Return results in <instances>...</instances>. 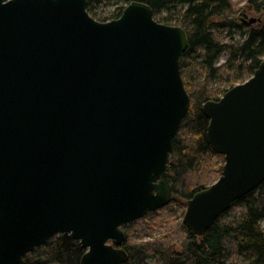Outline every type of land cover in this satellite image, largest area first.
<instances>
[{"label":"water","instance_id":"water-1","mask_svg":"<svg viewBox=\"0 0 264 264\" xmlns=\"http://www.w3.org/2000/svg\"><path fill=\"white\" fill-rule=\"evenodd\" d=\"M188 47L144 3L100 22L88 0H0V264L60 235L86 250L80 264L128 262L122 228L172 201ZM202 111L225 163L187 203L198 237L264 182V61Z\"/></svg>","mask_w":264,"mask_h":264},{"label":"trees","instance_id":"trees-1","mask_svg":"<svg viewBox=\"0 0 264 264\" xmlns=\"http://www.w3.org/2000/svg\"><path fill=\"white\" fill-rule=\"evenodd\" d=\"M108 1L88 0V12L96 19L93 11ZM118 1L127 6L133 2L144 3L152 8L154 15L179 9L176 26L183 28L189 37V47L181 58L180 67L191 105L174 140L169 162L172 201L161 209H169L172 215L184 218L188 201L208 188L207 171L217 169L221 175L223 171V165L218 168L216 162L224 157L216 154L207 142L209 119L202 108L209 101H219L238 85L237 80L241 84L254 75L263 62L264 29L251 31L240 45L221 43L215 33L217 25L243 26L240 19L229 17L233 6L231 0ZM248 3L252 11L263 12L264 0H248ZM126 7L119 9L112 19L120 18ZM166 25L172 26L168 22ZM223 54L229 57L219 64ZM235 209L244 210L242 218L233 223L219 218L203 237L191 233L184 222L179 241L171 240L174 235L168 234L169 237L156 241L131 244L127 232L122 246L128 254L126 264H147L151 258L159 264H227L236 255L251 257V264H264V229L260 226L264 218V182L254 192L236 201L232 206V210ZM85 254L79 241L69 235H60L25 256V264H80Z\"/></svg>","mask_w":264,"mask_h":264},{"label":"rangeland","instance_id":"rangeland-1","mask_svg":"<svg viewBox=\"0 0 264 264\" xmlns=\"http://www.w3.org/2000/svg\"><path fill=\"white\" fill-rule=\"evenodd\" d=\"M232 1V9L229 13V17L233 19H240L242 21L243 26L238 28H230L229 26L222 27L217 25L215 27V33L217 38L221 41V43H230L234 45H240L244 43L247 36L250 34L251 31H261L264 29V10L261 13H256L252 11L251 4L248 3V0H231ZM262 2L263 0H259ZM127 5L124 4L122 1L118 0H110L106 2L104 5L95 9L92 15H95L96 19L102 20L101 22H109L116 14L119 13V9L122 7H126ZM179 9L177 11H164L161 14L155 15L156 21L162 24H166V22L170 23L172 26H176L179 23ZM169 17V18H168ZM259 18L262 19L261 23H254L251 24L250 20H258ZM220 21V20H218ZM229 55L223 54L219 59V64H223ZM262 61H264V52L262 54ZM238 64V62H235ZM237 84H240L239 80L236 81ZM225 159L218 160L216 164L218 168L221 165L224 166ZM222 166V168H223ZM211 172V173H210ZM223 172V171H222ZM207 176H209V182L206 184L211 186L214 184L221 174L219 171L212 170L207 171ZM210 173V174H209ZM186 203V202H185ZM187 210V209H186ZM244 215V210L242 209H235L232 208L223 214L220 218L223 222L226 223H233ZM183 217L178 215H172L169 209L159 210L157 212L151 213L147 215L143 219L137 220L132 224L126 225V228H122L124 233H129L127 236V240L129 243H143V242H152L158 239H162L163 237H169L168 234L174 235L171 237V240L179 241L180 238V230L181 224H183ZM261 228L264 229V218L260 222ZM167 235V236H166ZM169 240V242L171 241ZM179 248V245L177 246ZM251 256V255H250ZM251 257H243L241 255H236L231 258L227 264H251ZM147 264H159L156 259H149Z\"/></svg>","mask_w":264,"mask_h":264},{"label":"flooded vegetation","instance_id":"flooded-vegetation-1","mask_svg":"<svg viewBox=\"0 0 264 264\" xmlns=\"http://www.w3.org/2000/svg\"><path fill=\"white\" fill-rule=\"evenodd\" d=\"M257 13H259V12H257ZM260 13H261V12H260ZM250 22H251V24H254L255 22H256V23H261V22H262V19L259 18L257 21L254 20L253 22H252V20H250Z\"/></svg>","mask_w":264,"mask_h":264}]
</instances>
